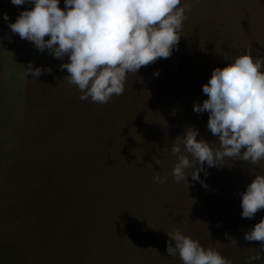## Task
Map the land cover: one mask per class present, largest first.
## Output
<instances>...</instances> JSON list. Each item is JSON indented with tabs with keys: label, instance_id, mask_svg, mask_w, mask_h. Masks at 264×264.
<instances>
[{
	"label": "rangeland",
	"instance_id": "1",
	"mask_svg": "<svg viewBox=\"0 0 264 264\" xmlns=\"http://www.w3.org/2000/svg\"><path fill=\"white\" fill-rule=\"evenodd\" d=\"M185 4L191 10L171 56L129 73L124 93L100 104L79 98L60 67L67 56L12 33L9 22L34 4L0 0V264H183L166 251L176 230L231 264H246L260 247L244 234L264 209L243 218L240 193L264 175V160L205 164L206 187L190 174L180 182L172 175L178 157L171 147L186 128L218 147L208 113L193 106L207 99L202 87L213 69L238 56L229 25L209 19L202 0ZM260 42L252 55L264 62V5ZM29 63L51 72L25 75ZM157 174L164 183L154 182Z\"/></svg>",
	"mask_w": 264,
	"mask_h": 264
},
{
	"label": "clouds",
	"instance_id": "2",
	"mask_svg": "<svg viewBox=\"0 0 264 264\" xmlns=\"http://www.w3.org/2000/svg\"><path fill=\"white\" fill-rule=\"evenodd\" d=\"M11 0L15 6L34 4L19 13L9 27L21 39L34 43L41 51L47 49L55 58L67 61L60 65L67 70L70 84L78 87L82 101L106 104L114 95H122L129 73H137L160 58H169L177 47L185 11L181 0ZM4 20L8 15L4 14ZM25 75L39 77L51 68H33ZM264 62L254 58L249 47L224 67H215L202 87L207 99L195 103L193 110L208 113L207 128L218 137V147L197 139L198 130L188 127L178 136L171 152L178 157L172 175L176 182L200 181L204 165L223 166L225 158L243 160L249 166L264 160ZM156 72L154 75H158ZM182 137V139H179ZM181 144L186 154L181 152ZM160 164L159 160L155 161ZM208 173L205 172V176ZM164 183L159 174L153 177ZM188 186V185H187ZM242 217L251 219L264 209V175L256 174L240 193ZM166 251L171 257L179 254L183 264H231L217 250L205 249L199 241L179 230L168 234ZM227 235V234H226ZM235 245L237 241L228 237ZM246 241L259 242L246 264L264 257V218L245 232ZM175 241V245L171 243Z\"/></svg>",
	"mask_w": 264,
	"mask_h": 264
},
{
	"label": "trees",
	"instance_id": "3",
	"mask_svg": "<svg viewBox=\"0 0 264 264\" xmlns=\"http://www.w3.org/2000/svg\"><path fill=\"white\" fill-rule=\"evenodd\" d=\"M202 0L209 15V19L227 31H233L239 37L230 42L231 50L242 55L245 47L260 51V7L264 0ZM261 4V5H260ZM225 30V31H226ZM242 42V43H241ZM263 44V43H262ZM243 45V47H242ZM254 55H258L254 53ZM254 58L258 56H253ZM128 93V92H126Z\"/></svg>",
	"mask_w": 264,
	"mask_h": 264
}]
</instances>
